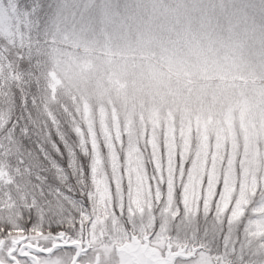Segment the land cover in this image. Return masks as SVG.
Wrapping results in <instances>:
<instances>
[{"label": "rangeland", "instance_id": "374dc122", "mask_svg": "<svg viewBox=\"0 0 264 264\" xmlns=\"http://www.w3.org/2000/svg\"><path fill=\"white\" fill-rule=\"evenodd\" d=\"M23 17L0 0L1 27ZM45 33L82 106L96 222L264 264V0H61Z\"/></svg>", "mask_w": 264, "mask_h": 264}, {"label": "trees", "instance_id": "16d2710c", "mask_svg": "<svg viewBox=\"0 0 264 264\" xmlns=\"http://www.w3.org/2000/svg\"><path fill=\"white\" fill-rule=\"evenodd\" d=\"M5 1H11L24 16L7 29L0 25V224L8 223L13 226L12 230H17L23 211L33 207L44 223L48 222L49 215L62 217L57 209L91 207V156L77 131L83 126L78 95L61 84L55 85L51 77L50 69L55 66L51 50L54 49L45 39V28L61 0ZM21 25L24 27L19 28ZM17 92L31 105L26 109L31 123L37 129L43 127L49 140L55 132L72 155L74 182L69 181L63 168L54 165L59 186L44 187L35 183L33 177L44 182L37 170L36 154L25 151L11 131L4 132L17 115L13 102ZM80 155L89 161L87 171L79 161Z\"/></svg>", "mask_w": 264, "mask_h": 264}, {"label": "flooded vegetation", "instance_id": "af4514ba", "mask_svg": "<svg viewBox=\"0 0 264 264\" xmlns=\"http://www.w3.org/2000/svg\"><path fill=\"white\" fill-rule=\"evenodd\" d=\"M96 210L93 207L57 209L62 217H55L56 223L71 228L72 232L56 236L50 231L36 230L28 236L21 229L12 230L9 233L12 247L6 250V256L0 255V264H8V259L14 264H199L197 259L203 247L165 236L160 223L153 229L134 224L125 230L123 223L117 225L109 216L98 215L103 221L96 222ZM6 244V240L0 239V249H5ZM208 250L206 253L212 257V250ZM221 257L228 264L226 247L222 248ZM210 262L220 264V257H212Z\"/></svg>", "mask_w": 264, "mask_h": 264}, {"label": "snow or ice", "instance_id": "6c2138e0", "mask_svg": "<svg viewBox=\"0 0 264 264\" xmlns=\"http://www.w3.org/2000/svg\"><path fill=\"white\" fill-rule=\"evenodd\" d=\"M15 110L17 115L9 122L8 126L4 129L5 134L9 131L17 137L21 143V146L25 151L31 150L36 154V163L38 165V171L40 176L44 178V182L39 177H33L35 183L42 184L44 187L59 186V181L56 177V167L59 165L72 181L71 165L72 155L67 151L60 139L57 138L55 132L51 133V140L44 134V129L41 127L37 129L29 119L26 109H30L31 105L26 103L21 98V93L17 92L14 97ZM42 145V147H40ZM79 161L85 171L89 169V161L83 156H79ZM180 193L177 192L179 198ZM43 200L41 199V204ZM18 227L28 236H31L34 231L40 230L45 233L51 232L56 236L62 232H72L71 228L65 227L63 224H58L55 221V217L49 215V220L44 223L37 215V208L33 207L23 211V219L20 221ZM13 226L8 223L0 224V239L6 240L7 244L5 249H0V255L6 256V250L12 247V240L9 235ZM47 246V244H45ZM38 255L41 253H37ZM13 255H19L18 252H13ZM24 259H27L26 257ZM8 264H14L11 259H8Z\"/></svg>", "mask_w": 264, "mask_h": 264}, {"label": "water", "instance_id": "95a60500", "mask_svg": "<svg viewBox=\"0 0 264 264\" xmlns=\"http://www.w3.org/2000/svg\"><path fill=\"white\" fill-rule=\"evenodd\" d=\"M124 254H125V252H124ZM126 255V254H125Z\"/></svg>", "mask_w": 264, "mask_h": 264}]
</instances>
